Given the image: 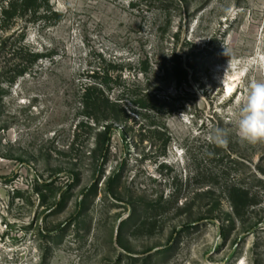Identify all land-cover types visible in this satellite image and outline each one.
Listing matches in <instances>:
<instances>
[{"label": "rangeland", "instance_id": "1", "mask_svg": "<svg viewBox=\"0 0 264 264\" xmlns=\"http://www.w3.org/2000/svg\"><path fill=\"white\" fill-rule=\"evenodd\" d=\"M51 4L61 21L9 32L7 50L40 61L10 83L0 55V264H264V143L237 129L249 85L264 80V0ZM177 35L196 52L183 87L156 67ZM147 54L170 102L129 111L102 167L82 88L121 64L132 77Z\"/></svg>", "mask_w": 264, "mask_h": 264}, {"label": "trees", "instance_id": "2", "mask_svg": "<svg viewBox=\"0 0 264 264\" xmlns=\"http://www.w3.org/2000/svg\"><path fill=\"white\" fill-rule=\"evenodd\" d=\"M62 18L63 13L54 9L51 0H0V55H10L8 61H13L3 68L4 73L12 77L10 83H15L18 77L28 73L42 58L40 53L30 47L7 50L13 36L9 34L10 30L23 21L26 25L38 22L49 24L61 21ZM25 36L26 26L21 32V38L25 39ZM176 37L172 49L161 47L155 52L158 56L156 67L163 78L175 82L177 87H183L190 85V73L197 70L195 63L185 62L186 56L195 55L196 52L186 53L180 48L178 35ZM151 62L152 58L147 54L140 61L139 71L132 74V77L125 75L127 66L122 64L115 67L114 72L105 70L102 75L95 73L82 88L79 108L81 114L93 127L102 126L96 130L98 141L92 151L93 155L100 157L102 167L109 161L116 124L122 123L130 115L129 111L139 114L146 112L149 115L156 111L158 114L170 102L171 96L166 93V89L149 78ZM139 73L148 75L144 82L138 78ZM152 124L157 125L156 122Z\"/></svg>", "mask_w": 264, "mask_h": 264}, {"label": "clouds", "instance_id": "3", "mask_svg": "<svg viewBox=\"0 0 264 264\" xmlns=\"http://www.w3.org/2000/svg\"><path fill=\"white\" fill-rule=\"evenodd\" d=\"M237 129L239 138L249 144L264 143V80L253 81L248 87L240 108ZM213 142L224 145L226 135L216 129Z\"/></svg>", "mask_w": 264, "mask_h": 264}]
</instances>
